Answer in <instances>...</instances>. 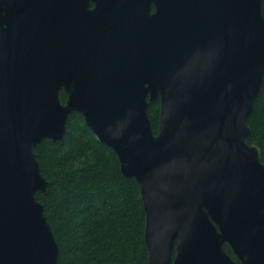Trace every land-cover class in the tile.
Here are the masks:
<instances>
[{"label":"water","instance_id":"obj_1","mask_svg":"<svg viewBox=\"0 0 264 264\" xmlns=\"http://www.w3.org/2000/svg\"><path fill=\"white\" fill-rule=\"evenodd\" d=\"M66 2L134 13L109 34L76 26L86 47L58 53L51 23L29 12ZM0 4L27 11L0 21V264H58L34 149L63 141L73 113L139 187L147 264H264V163L248 142L264 85L263 0Z\"/></svg>","mask_w":264,"mask_h":264},{"label":"trees","instance_id":"obj_2","mask_svg":"<svg viewBox=\"0 0 264 264\" xmlns=\"http://www.w3.org/2000/svg\"><path fill=\"white\" fill-rule=\"evenodd\" d=\"M60 99L65 101L62 92ZM159 107L156 101L148 109L154 132ZM248 126V142L264 163V85ZM34 151L49 182L47 195L36 197L60 248L58 264H147L139 187L121 175L116 155L98 142L82 115L69 116L63 141L44 140Z\"/></svg>","mask_w":264,"mask_h":264},{"label":"flooded vegetation","instance_id":"obj_3","mask_svg":"<svg viewBox=\"0 0 264 264\" xmlns=\"http://www.w3.org/2000/svg\"><path fill=\"white\" fill-rule=\"evenodd\" d=\"M98 4L96 2H66V3H52L44 6L41 10L31 11L29 14L34 15L41 21L49 22L52 25L54 32L55 47L58 53L67 51L68 54H74L76 50H82L86 47V43L80 39L74 38L73 32L77 26L79 30L87 31L85 26L89 22H101L106 25L99 28L101 31L111 32V25H107L112 20L117 22L126 20L128 15L133 14L134 10H114L115 7H129L128 5H110L105 4L103 7L107 8L102 11L96 10ZM154 13L155 9L152 8ZM127 16V17H125ZM27 17V11L23 9H13L11 4H0V21L5 22V26L9 25L11 21H21ZM133 29V27H132ZM59 58L57 59V63Z\"/></svg>","mask_w":264,"mask_h":264}]
</instances>
